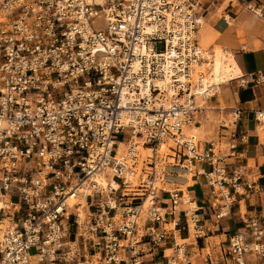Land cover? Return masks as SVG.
Wrapping results in <instances>:
<instances>
[{
	"label": "built area",
	"instance_id": "1",
	"mask_svg": "<svg viewBox=\"0 0 264 264\" xmlns=\"http://www.w3.org/2000/svg\"><path fill=\"white\" fill-rule=\"evenodd\" d=\"M204 25L201 0H0V264H144L170 237L151 264H189L178 234L202 233L200 208L168 186L172 173L204 176L218 218L243 181L226 161L237 136L225 150L191 129L230 82L208 80L217 52L199 41ZM250 76L264 84V71ZM255 118L263 130L264 110ZM248 224L253 241L236 231L222 264L264 256L261 220Z\"/></svg>",
	"mask_w": 264,
	"mask_h": 264
},
{
	"label": "crops",
	"instance_id": "2",
	"mask_svg": "<svg viewBox=\"0 0 264 264\" xmlns=\"http://www.w3.org/2000/svg\"><path fill=\"white\" fill-rule=\"evenodd\" d=\"M201 1L205 16V25L198 36L201 45L232 53L244 74L228 83L234 92L232 101L228 98L223 101L216 99V105L205 102L204 109L195 117L196 126L205 131V139H200L203 144L212 140L220 141L225 150L232 136H237V156L226 161L230 170L239 166L243 168V181L240 192L235 193L236 202L230 214L218 218L211 205L210 186L205 177L194 176V183L188 191L200 208L198 215L202 233L192 237V232L184 229L178 238L187 241L189 264H222L227 259L229 239L236 231L246 232L247 240L253 241L248 233V220L251 217L260 218L264 227V135L255 118L256 110H264V84L255 85L250 76L258 70L264 71V0ZM247 4L260 8L262 16L248 9ZM243 79L251 82L241 86ZM236 86L238 89H235ZM232 105L242 108L233 127H223L220 119L214 126L215 130L210 132L211 115L216 113L222 116L223 111ZM197 167H201V164H197ZM202 167L205 170L211 168L207 164ZM176 182L174 180L171 184L177 185ZM187 182L186 179L184 183ZM173 241L174 238L170 237L163 247L152 252L145 249L144 264L163 259V252L167 253ZM81 251L84 252L83 248ZM246 260L247 264H264V256L253 250L247 253ZM34 264L45 263L35 261Z\"/></svg>",
	"mask_w": 264,
	"mask_h": 264
},
{
	"label": "rangeland",
	"instance_id": "3",
	"mask_svg": "<svg viewBox=\"0 0 264 264\" xmlns=\"http://www.w3.org/2000/svg\"><path fill=\"white\" fill-rule=\"evenodd\" d=\"M158 49H163V43L162 42H159L158 43ZM215 51L217 52V53H219V50L218 49H215ZM229 82H226L225 84H223L222 86H220L221 87V93L216 97H213L212 99H210V100H207V102H209L210 103V105H216L215 104V100L216 99H220L221 101H223V99H226V98H228L230 101H232L233 100V93L234 92H232L233 90H232V86H229V84H228ZM228 84V86H226ZM235 89H238V86H236L235 87ZM264 100V99H263ZM205 105H206V103H205ZM234 107H236L235 105H232V107H230V108H227L226 110H224L223 111V113H222V116H219V114H216V113H214V114H212L211 115V118H210V132L212 131H214L215 130V128H214V126L216 125L217 126V124L219 123V120L221 119V123H222V121H226L227 123H228V125H229V127H233V125H234V123H236L235 121V116L233 115V113H232V108H234ZM219 112V111H218ZM189 129V128H188ZM197 134H198V137H199V139H201V140H203V139H205V131H203V128H199L198 129V131L196 130L195 131ZM260 132L264 135V131H262V130H260ZM124 147V146H123ZM125 148V147H124ZM166 152V151H165ZM168 152H169V150H168ZM140 153H141V155H142V159L143 158H145L146 156H147V154H149V152H145L143 149H141L140 148ZM161 154L160 155H162L163 157H165V159L167 160V161H173V160H171L170 158H169V156H166V154L167 153H162V152H160ZM166 161V162H167ZM173 174V176H172V178H171V182H170V184L168 185L169 187H176V186H178L179 185V187H181L182 189H184V190H188V189H190V186L194 183L193 182V172H192V175H191V180H190V182L189 183H191V184H189V186H188V184H185L184 183V181L183 180H181V178H184L183 176H185V174H184V172H183V170L182 169H177L175 172H173L172 173ZM185 179V178H184ZM177 181L176 183H177V185H172L171 183H172V181ZM184 183V184H183ZM191 236L193 237L194 235H193V230H192V234H191ZM179 237V236H178ZM178 241L179 242H187L186 240H181L180 238H178ZM167 253H170V250H167Z\"/></svg>",
	"mask_w": 264,
	"mask_h": 264
},
{
	"label": "bare ground",
	"instance_id": "4",
	"mask_svg": "<svg viewBox=\"0 0 264 264\" xmlns=\"http://www.w3.org/2000/svg\"><path fill=\"white\" fill-rule=\"evenodd\" d=\"M219 50V53H217V56L215 58L214 61V65L212 68V73L211 75L208 77V80L210 82H225V81H231L233 79L239 78L241 76H243L244 72L241 68V66L239 65V63L237 62L236 58L234 57V55L232 53L223 51V50ZM224 60H227L224 61ZM200 127L199 126H194L193 128H191L194 131H198ZM169 143L168 144H162L160 147V152H164L167 154H170L171 151L169 149ZM141 149H143L145 152H149L150 154V150L147 148H143L140 147ZM169 150V152H168ZM166 151V152H165ZM172 160V159H171ZM185 176H183L184 178H181V180H183L185 182V180L187 179L188 182L187 184H191L189 183L191 180V175H192V171L190 170H183ZM100 183H102L103 185L106 184V180L104 178H101L98 180ZM71 203L75 202L73 200L70 201Z\"/></svg>",
	"mask_w": 264,
	"mask_h": 264
}]
</instances>
